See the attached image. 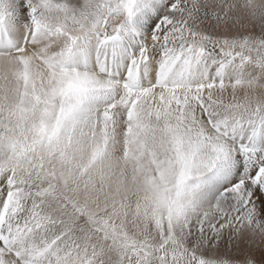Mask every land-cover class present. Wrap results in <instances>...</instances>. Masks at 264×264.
Here are the masks:
<instances>
[{
  "label": "snow or ice",
  "instance_id": "snow-or-ice-1",
  "mask_svg": "<svg viewBox=\"0 0 264 264\" xmlns=\"http://www.w3.org/2000/svg\"><path fill=\"white\" fill-rule=\"evenodd\" d=\"M0 264H264V0H0Z\"/></svg>",
  "mask_w": 264,
  "mask_h": 264
}]
</instances>
